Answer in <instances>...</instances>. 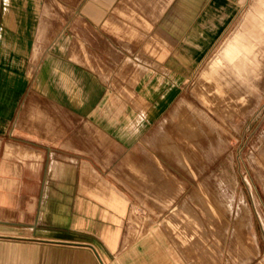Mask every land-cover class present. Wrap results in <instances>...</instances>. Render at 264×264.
Here are the masks:
<instances>
[{
  "label": "rangeland",
  "instance_id": "374dc122",
  "mask_svg": "<svg viewBox=\"0 0 264 264\" xmlns=\"http://www.w3.org/2000/svg\"><path fill=\"white\" fill-rule=\"evenodd\" d=\"M233 1L234 13L201 50L128 33L137 47L115 58L100 51L81 4L72 11L64 0H0L2 69L27 73L0 128V164L8 166L0 175L10 176L17 226L93 244L103 259H264V74L230 107L210 83L217 60L221 71L230 67L225 45L256 0ZM28 104L33 112L18 129ZM8 145L39 153L6 158ZM243 205L250 227L236 231Z\"/></svg>",
  "mask_w": 264,
  "mask_h": 264
},
{
  "label": "crops",
  "instance_id": "0c3cea01",
  "mask_svg": "<svg viewBox=\"0 0 264 264\" xmlns=\"http://www.w3.org/2000/svg\"><path fill=\"white\" fill-rule=\"evenodd\" d=\"M80 4L84 20L98 27L100 51L105 52V57L115 58L122 57V53L118 52L120 48L124 51L137 47L131 43L134 41L127 36L128 33L131 36L137 33L143 36L152 34L164 43H190L193 49L201 50L203 40L214 33L220 24L226 23L234 13L235 6L233 0H64L60 6L75 11ZM2 68L0 90L3 92H0V100L4 104L0 108V128L3 124L6 127L8 113L11 108H16L27 82L25 66ZM16 76L18 79L12 81ZM32 112L33 106L26 105L17 122L18 129L29 122ZM22 147L8 145L3 149L4 156L9 158L18 149L35 155L39 153L32 147ZM6 171L8 166L0 164V172ZM2 175L0 264H176L172 260L125 258V253L113 259L103 254V259L93 244L60 238L53 230L44 235L47 237L31 234L26 227L17 226L20 223L16 224L15 220L20 221V215H15L14 219L11 217L10 204L15 192L11 191L10 176L3 175L1 178ZM91 175L94 172L88 166L85 180L89 181ZM118 246L116 244L113 252L118 250Z\"/></svg>",
  "mask_w": 264,
  "mask_h": 264
},
{
  "label": "bare ground",
  "instance_id": "6f19581e",
  "mask_svg": "<svg viewBox=\"0 0 264 264\" xmlns=\"http://www.w3.org/2000/svg\"><path fill=\"white\" fill-rule=\"evenodd\" d=\"M5 56L6 50L2 48L0 68L5 62ZM222 56L230 67L221 71L223 63L217 60V68L210 70V74L213 75L210 83L215 86H212L214 92L218 89L223 92L226 102L224 105L230 107L240 93L247 91L249 86L255 85L260 75L264 74V0H256L250 6L242 19L239 30L227 41ZM209 88L206 86L203 91H211ZM203 91H198V94L202 95ZM74 104L82 110L87 107V103L81 100ZM247 227H250V215L246 205H243L237 213L235 230ZM257 255L258 248L255 252V256ZM259 264H264V259Z\"/></svg>",
  "mask_w": 264,
  "mask_h": 264
}]
</instances>
